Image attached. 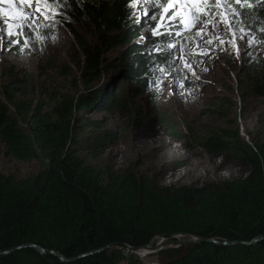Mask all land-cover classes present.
Instances as JSON below:
<instances>
[{"label":"trees","instance_id":"1","mask_svg":"<svg viewBox=\"0 0 264 264\" xmlns=\"http://www.w3.org/2000/svg\"><path fill=\"white\" fill-rule=\"evenodd\" d=\"M46 1L75 24L94 27L97 37L91 41L61 18L82 49L79 75L86 92L65 96L53 112H44L33 100L20 98L13 86L2 87L0 140L13 157L36 159L44 169L34 179L17 183L0 174V250L23 245L0 254V264H119L124 260L145 264L133 253L125 255V248L112 245L125 242L141 247L155 243L161 235L179 234L222 241L259 240L250 245L192 243L170 249L173 259L165 264H264V139L249 144L239 129L211 130L199 145L225 161L246 166L249 173L200 187L160 188L135 170L120 176L87 163L74 136L81 116L77 113L93 107L108 110L114 102L123 103L128 94L96 87L106 71L108 54L116 53L112 69L124 76L123 81L136 79L146 85L152 79L151 64L167 60L170 53L143 50L144 42L138 40V16L133 12L135 0ZM248 3L251 7L231 3L232 10L241 13L239 17L232 14V24L264 39V0ZM168 39L162 34L152 41ZM252 77L243 72L240 80ZM253 79V86L264 92V78ZM149 120L154 126V118ZM87 127L94 130L98 126L87 123ZM30 243L75 259L64 262L53 253L25 246Z\"/></svg>","mask_w":264,"mask_h":264},{"label":"rangeland","instance_id":"2","mask_svg":"<svg viewBox=\"0 0 264 264\" xmlns=\"http://www.w3.org/2000/svg\"><path fill=\"white\" fill-rule=\"evenodd\" d=\"M0 9V96L5 99L2 87L7 84L20 98L33 100L44 112H53L65 96L85 94L79 75L84 55L72 29L61 18L91 41L97 37L96 29L88 23L75 24L46 0H14L0 3ZM198 9L210 13L202 19L221 23L215 27L209 24L196 35ZM133 12L138 16V40L144 42L143 50L169 51L170 57L151 64L152 79L145 85L136 79L123 81L124 76L112 69L116 53L108 54L106 71L96 87L128 94L123 103L114 102L108 110L93 107L77 113L81 116L74 136L80 142L82 158L120 176L135 170L160 188L200 187L247 176L246 166L206 152L198 141L221 128L239 129L249 144L264 139V92L253 86V77L264 78V39L232 24L231 3L213 8L135 0ZM162 34L169 39L152 41ZM243 72L253 77L241 82ZM87 123L98 127L91 130ZM21 127L29 133L27 125ZM43 169L36 159L22 161L10 155L0 140V174L4 178L17 183L34 179ZM160 240L161 236L155 243ZM173 248L179 247H163L145 257L136 251L124 254L129 257L133 253L145 264H165L173 259L168 253ZM119 264H128V260Z\"/></svg>","mask_w":264,"mask_h":264},{"label":"water","instance_id":"3","mask_svg":"<svg viewBox=\"0 0 264 264\" xmlns=\"http://www.w3.org/2000/svg\"><path fill=\"white\" fill-rule=\"evenodd\" d=\"M182 235V234H180ZM262 238H264V236H262ZM259 238H256L254 239L253 241H250V242H247V241H238V240H235V241H229V240H218V239H206V238H200V237H190V238H187L186 240H180L178 235H175V236H172V235H161V240L158 241L157 243H149L147 245H143L141 247H135V246H131L125 242H118V243H115L113 244L112 246H118L120 248H125L127 251H131V252H135L137 253L138 251L142 250V249H150V250H163V247H181V246H185V245H190L192 243H196V242H214L218 245H235V244H247V245H250L256 241H258ZM164 243V244H163ZM165 245V246H163ZM25 246H31V247H35V248H38L39 250H41L42 252H50V253H53L55 254L56 256H58L62 261L64 262H68V261H71L75 258H72V259H68V258H65L62 254H60L59 252L55 251V250H46L40 246H37L36 244H33V243H30V244H26ZM23 247L22 246H19V247H16V248H13L11 250H6V251H1L0 250V254H7V253H10L11 251L15 250V249H18V248H21ZM101 251V249L97 250V251H93L91 253H95V252H99ZM81 257V256H80Z\"/></svg>","mask_w":264,"mask_h":264},{"label":"snow or ice","instance_id":"4","mask_svg":"<svg viewBox=\"0 0 264 264\" xmlns=\"http://www.w3.org/2000/svg\"><path fill=\"white\" fill-rule=\"evenodd\" d=\"M12 3L14 2V0H0V3ZM32 0H19V3H31ZM166 3L168 4H173V3H184V4H193V5H206V6H210V7H216L217 5L221 4V3H232V4H237L240 5L241 7H243L244 5H248L249 7H251V5L248 3V0H166ZM0 11H3L2 9H0ZM232 14L235 17H239L241 15V13L239 11H237L236 9L232 10ZM210 15L209 11L205 10V9H198L197 10V15L195 16V20L197 23L200 24V28L198 29V31L196 32V35H200L202 32L205 31V29L207 28V26L209 24H213V19H202V17H208ZM221 23V21H217L216 24ZM225 23L227 26L231 27L230 22H223ZM216 24H213V26L215 27ZM193 27H195V24L193 25ZM242 31V29H241ZM262 31H264V29H262ZM243 38V37H241ZM208 44L212 43V40H208L207 41ZM221 43H223V41H221ZM207 53H205L206 55Z\"/></svg>","mask_w":264,"mask_h":264},{"label":"bare ground","instance_id":"5","mask_svg":"<svg viewBox=\"0 0 264 264\" xmlns=\"http://www.w3.org/2000/svg\"><path fill=\"white\" fill-rule=\"evenodd\" d=\"M163 244H164V243H163ZM163 246H165V245H163ZM154 252H156V250L142 249V250L138 251V253H139L140 255H142L143 257H145V256H147V255H150V254H152V253H154Z\"/></svg>","mask_w":264,"mask_h":264}]
</instances>
